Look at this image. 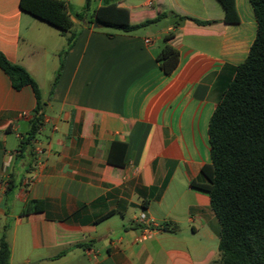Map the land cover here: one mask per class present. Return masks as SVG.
Masks as SVG:
<instances>
[{
	"label": "crops",
	"instance_id": "obj_1",
	"mask_svg": "<svg viewBox=\"0 0 264 264\" xmlns=\"http://www.w3.org/2000/svg\"><path fill=\"white\" fill-rule=\"evenodd\" d=\"M64 1L67 32L0 0V52L29 71L44 102L35 158H22L37 101L0 67V240L10 264H212L220 223L192 182L211 163L210 119L256 37L251 1L235 0L239 21L227 23L219 0H116L132 23L167 15L161 28L114 35L92 22L105 0H91L83 19L86 0ZM178 16L216 23L176 26ZM170 32L180 61L166 74L157 55ZM120 142L124 166L110 162Z\"/></svg>",
	"mask_w": 264,
	"mask_h": 264
},
{
	"label": "trees",
	"instance_id": "obj_2",
	"mask_svg": "<svg viewBox=\"0 0 264 264\" xmlns=\"http://www.w3.org/2000/svg\"><path fill=\"white\" fill-rule=\"evenodd\" d=\"M116 0H105L94 15L93 23L115 32L131 33L158 22L167 14L132 23L127 8L114 5ZM225 10L224 21L238 22L235 0H219ZM254 9L257 31L249 54L236 71L223 98L218 103L209 123L211 163L202 167L193 180L195 188L209 194L211 207L220 223L218 249L220 258L212 264H264V0H250ZM91 5L86 0L84 8L76 16L85 18ZM23 10L58 27L71 31L74 21L64 0H20ZM191 20L198 25L216 23L190 16H178L175 25ZM72 31L68 47L61 53L59 70L53 82L60 76L64 59L75 42ZM174 33L165 35V44L157 55L160 67L172 74L179 65V51L170 43ZM0 67L9 76L15 89L31 86L36 97L34 116L30 129L22 135L19 156L35 158L32 144L42 126L44 102L38 83L29 71L11 62L0 52ZM127 144L120 142L117 156L110 162L125 165ZM15 186L12 175L8 190ZM11 249L5 236L0 240V264H10Z\"/></svg>",
	"mask_w": 264,
	"mask_h": 264
},
{
	"label": "rangeland",
	"instance_id": "obj_3",
	"mask_svg": "<svg viewBox=\"0 0 264 264\" xmlns=\"http://www.w3.org/2000/svg\"><path fill=\"white\" fill-rule=\"evenodd\" d=\"M143 1H144V0H143ZM164 24H165L164 22H160V23H156V24H154V25H151L150 27H151V28H154V29H158V28H161ZM217 246H218V245L215 246V249H217Z\"/></svg>",
	"mask_w": 264,
	"mask_h": 264
},
{
	"label": "built area",
	"instance_id": "obj_4",
	"mask_svg": "<svg viewBox=\"0 0 264 264\" xmlns=\"http://www.w3.org/2000/svg\"><path fill=\"white\" fill-rule=\"evenodd\" d=\"M149 5L150 4H152L151 2H149L148 3ZM26 113H23L22 115H25ZM151 235V231H146L145 233H144V238H147V237H149Z\"/></svg>",
	"mask_w": 264,
	"mask_h": 264
},
{
	"label": "water",
	"instance_id": "obj_5",
	"mask_svg": "<svg viewBox=\"0 0 264 264\" xmlns=\"http://www.w3.org/2000/svg\"><path fill=\"white\" fill-rule=\"evenodd\" d=\"M97 26V25H96ZM37 262H33V263H31V264H36Z\"/></svg>",
	"mask_w": 264,
	"mask_h": 264
}]
</instances>
